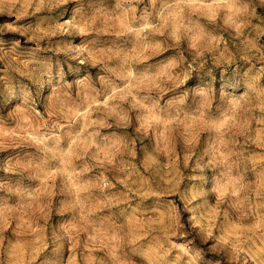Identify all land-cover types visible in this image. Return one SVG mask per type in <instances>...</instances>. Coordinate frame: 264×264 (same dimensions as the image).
<instances>
[{
	"label": "clouds",
	"instance_id": "clouds-1",
	"mask_svg": "<svg viewBox=\"0 0 264 264\" xmlns=\"http://www.w3.org/2000/svg\"><path fill=\"white\" fill-rule=\"evenodd\" d=\"M0 264H264V0H0Z\"/></svg>",
	"mask_w": 264,
	"mask_h": 264
}]
</instances>
